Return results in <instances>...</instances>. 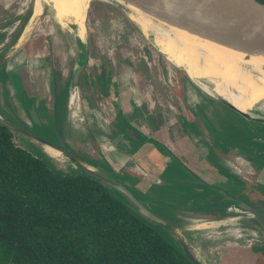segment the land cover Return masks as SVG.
Returning <instances> with one entry per match:
<instances>
[{"label": "crops", "instance_id": "crops-1", "mask_svg": "<svg viewBox=\"0 0 264 264\" xmlns=\"http://www.w3.org/2000/svg\"><path fill=\"white\" fill-rule=\"evenodd\" d=\"M21 3H23L22 0H0V51L5 49V46H10L8 50L12 48L11 26L14 25L16 17L19 19L24 17L22 15H24L26 2L22 7ZM102 8L106 11L102 10L98 13L91 24L90 31L89 19L88 22L86 20L88 40L89 37H93L94 45L91 49L89 47L88 63L79 80L81 113L86 112L87 108H95L101 113L98 119H94L93 136L89 137L98 147L96 155L103 163L113 164L115 168L110 170L114 175L144 200L158 193L159 185L174 190V183H177L180 191L173 193L180 195V199L199 193L198 196L202 197L201 201L205 205L212 195L210 203L212 205L205 212L199 211L198 208L187 207L185 204L177 208L175 205H170L167 210L162 209L168 211L169 214H177L178 218L184 220V224L189 222L196 227V230L191 232L190 238L205 264H264V233L260 228L251 220L245 219L238 211L233 210L222 196L211 191H201V185L192 179L183 168L184 166L190 169L212 186L219 187L232 196L242 198L264 215V160L259 155L264 152V143L260 141L262 136L257 132L249 131L236 114L206 95L189 80L184 72L165 56H159L156 51L143 48L142 53L139 52L141 58L137 63L142 66L143 62L152 64L165 59L168 65L174 67L180 74H184H182L186 79L184 84L177 78L174 83L176 88L180 89L179 93L175 94L173 89H168L173 87L160 69L156 71L157 76L159 73V78H156L152 71L149 73L146 71L148 65L142 66L143 72L139 71L141 66L138 64L133 70L131 67L128 68V65H119L121 58H126L127 55L123 54L113 59L103 58V50L108 49L109 52L115 53L112 49L118 46L119 31H121L120 28L123 26L126 14L117 7L115 8L121 12L103 4ZM108 23L111 24L113 38L105 37L100 33L102 26ZM71 29L75 33L76 26ZM134 30L136 31V27ZM134 30L129 38L134 36ZM66 32L68 37L72 33L71 30V33L67 30ZM25 33L23 31L20 35L17 34L18 42ZM35 34L36 31L28 39L29 41L33 37L30 40L32 44L26 45L25 43L22 46V52L20 51L12 61L14 66L10 67L8 63L4 71L2 70L7 78L3 82L4 85L1 84L0 87L4 92L2 100L4 101V98L14 100L13 107H21L24 112L22 106L15 105L17 99L14 95L17 96L18 92L17 81L21 82L19 79L24 75L23 69L27 68L28 73L26 74L32 78L31 82L37 85V91L41 94L40 100L42 97L47 99V102H40L39 106L36 102L43 122L50 115L49 100H55L65 91L68 94L74 63L80 57L75 59L73 56L78 47L75 37L78 35L80 39L81 35L79 32L75 33L72 50H70L72 48L71 39L68 40L71 46V48L67 47L68 53L71 58H74L72 67L68 71L65 59L58 56L49 37L43 34L40 36V41L36 42L33 40ZM81 44L80 39L79 48L83 52ZM129 44L132 47L131 42ZM46 45L48 53L43 55L41 51ZM131 60L136 63L134 56ZM19 67L23 72L18 75L15 88L9 82V77L15 69H20ZM124 69L132 74L131 80L127 71L123 73ZM135 73H143L141 82L133 79ZM82 76L86 78L84 96L81 92ZM148 82L150 86H153L150 88H154L155 84L158 85V88H154L151 94L148 93ZM157 90L166 91V95L159 96ZM92 93L95 97H92ZM206 99H212L219 104L213 110L214 114L221 118H214L213 129L209 128L202 117L201 110L203 108L207 110L209 105ZM25 105L27 108L30 106V104ZM27 108H25V113H27ZM51 108L56 110L55 102ZM114 122L117 123L115 126ZM126 128L135 131L140 140L139 143L126 135ZM222 131L224 136L220 138L217 133ZM156 143L168 149L179 162L172 160L155 145ZM117 146H120L122 151ZM224 151H228V154ZM257 171H261V174L255 177ZM192 201L193 199L189 200L190 203ZM206 205L208 206L209 202Z\"/></svg>", "mask_w": 264, "mask_h": 264}, {"label": "trees", "instance_id": "trees-1", "mask_svg": "<svg viewBox=\"0 0 264 264\" xmlns=\"http://www.w3.org/2000/svg\"><path fill=\"white\" fill-rule=\"evenodd\" d=\"M38 154L0 124V264H192L102 184L50 168Z\"/></svg>", "mask_w": 264, "mask_h": 264}, {"label": "water", "instance_id": "water-1", "mask_svg": "<svg viewBox=\"0 0 264 264\" xmlns=\"http://www.w3.org/2000/svg\"><path fill=\"white\" fill-rule=\"evenodd\" d=\"M36 3L38 0H35ZM91 0L89 4L92 2ZM101 2L113 5L122 10L134 26L141 32L147 31L154 35L158 39V35H167L168 26L180 28L181 30L189 31L196 35L201 36L204 39H208L216 43L233 49L235 52L245 51L243 54V61L249 62L252 57L264 58V4L257 0H98ZM88 4V7H89ZM135 9L147 14L149 21L148 24H141L135 17ZM46 12V6H43L42 13L31 26L28 34L19 40L12 50L5 53L0 58V69L8 61L9 57L22 48V46L28 41V39L34 33L38 22ZM88 12V8H87ZM87 13L84 20V31L86 34L85 45L83 47L82 55L75 61L71 79L69 91L67 94V118L72 114V103L76 98L79 103V111L81 112V96L79 89V80L81 73L85 69L89 59V45L86 28ZM60 23V22H59ZM61 24V23H60ZM170 37H173L172 32H168ZM244 49V50H243ZM255 53V54H254ZM163 54V53H161ZM163 56H165L163 54ZM166 57V56H165ZM167 58V57H166ZM172 63V62H171ZM173 64V63H172ZM175 65V64H174ZM184 74L206 95L222 104L225 108L236 114L242 122L246 125L247 129L252 132V128H249L251 123H257L264 125V112L260 109H254V111H243L235 106L231 101L225 97L212 93L198 81L194 80L186 71L179 66ZM258 74H264V63L260 64V68L255 70ZM27 114L31 123L43 125V122L38 113L36 103H30L27 108ZM69 114V115H68ZM66 118V117H65ZM0 124L6 126L19 137L24 138L29 142V145L33 147L38 153L43 156L49 157L51 160L61 162L51 157L39 144L48 146L51 149L60 152L63 155V160L68 159L72 165V169L81 175L91 178L109 191H111L116 197H118L130 210L145 218L148 221L154 223L157 227L166 231L171 239L175 241L186 258L192 264H205L194 248L190 235L191 232L196 230L195 226L189 222L184 224L178 218L177 214H169L168 211H158L155 207H152L146 200L137 196L125 183L117 178L114 173L104 165L96 166L86 160L80 155L72 152L68 143L62 137L60 131L56 130L58 136V143H52L50 141L41 140L33 136L26 130L20 128L17 123L6 120L0 114ZM126 135L135 142H140L137 138L135 131L131 128L125 129ZM264 143V139H260ZM161 150L164 151L173 160H177L176 157L164 146L155 144ZM178 161V160H177ZM179 162V161H178ZM105 167V168H102ZM185 171L196 180L202 187L201 191L214 192L222 196L231 205V208L242 214L245 219L251 220L256 224L260 230L264 233V215L256 209L254 206L245 202L242 198L230 195L225 190L214 187L208 182L202 180L193 171L183 166ZM239 183L238 180H235Z\"/></svg>", "mask_w": 264, "mask_h": 264}, {"label": "rangeland", "instance_id": "rangeland-1", "mask_svg": "<svg viewBox=\"0 0 264 264\" xmlns=\"http://www.w3.org/2000/svg\"><path fill=\"white\" fill-rule=\"evenodd\" d=\"M22 1H23V3L20 4L21 7L24 6V2H26L25 6H24V15H22L24 17H23V19H19V17H16L14 20L15 21L14 25L11 26L10 32L13 33V42L11 43V46H14V45H16V43H18V35H20V33L25 31L26 29H28V27L30 26V22L32 21L35 6H36L35 0H22ZM102 10H104V8H102L101 2L95 1L92 4L91 16H90L89 22H88L89 31L91 30L90 27H91L92 22L95 20L98 13ZM107 10H108V8H107ZM104 11H106V10H104ZM52 12H53L52 4L49 2L47 7H46V12L44 13L41 21L39 22V25L37 27L36 34H35V37L33 40H35L36 42L38 40L40 41V36H42L43 34L48 36L50 41L54 44L56 51L58 52V56L65 59L66 64H67V70L69 71L72 67V60L74 58H71L69 56L67 47L71 48V46H72V48L70 49V50H72L73 49V42L71 43V46H69V43H68L69 37L66 35L67 32L64 28L61 27L62 25L58 23V21L53 16ZM65 23L69 27V29L72 31V36L74 37L76 31H75V33H73V30L71 28L75 27L76 25H75L73 18L67 17L65 20ZM112 24L116 25V23H112ZM110 25L111 24L108 23V24H105L104 26H102L100 33H102L105 37L109 36L110 38H113L114 36L113 37L111 36L113 34L112 33L113 31H112ZM123 25H124V26H122L123 30L119 31L120 40L118 42V46L115 49H112L113 51H115V53L113 52L114 53L113 54L112 52H109L108 49L103 50L102 51L103 58L113 59L114 57H121L123 54L127 55V56H125L126 58H124V57L121 58L119 65L120 64L121 65H128V68L131 67L133 70L134 68H136L139 58H141L139 55V52L141 54L143 48H145V50L156 51V53H158L159 56H161V55L163 56V54H161L159 49L154 45V41L158 40L154 35H151V33H148L147 31L141 32L140 30H138L136 28V31L134 30V36H131V38H129V36H130L128 34L129 30L124 29L125 26L128 27V22L125 20ZM63 32H65V34H63ZM87 35H88V32H87ZM131 35H132V32H131ZM128 38H129V40H128ZM30 40L26 43V45L30 43ZM75 42H76V45H78V47L75 49L74 55H73L76 59L77 57L82 55L81 48H79L80 40H79L78 35H76V37H75ZM129 42H131L133 48L131 47ZM30 44H32V43H30ZM88 44H89V40H88ZM9 47L10 46H5V49H2L0 51V54L4 55L5 53H7L10 50V49L8 50ZM23 50H24V48H23ZM47 50H48V48L46 45L43 47L41 54L46 55L48 53ZM133 56L135 58L136 63H133L131 60ZM39 57H41V56H39ZM14 58H16V53L11 55L8 59L10 67L14 66V63H12V61L15 60ZM145 65H148V67H146V71L148 73L150 71H152L156 78H159V73L157 76L156 71L158 69H160V71L162 70L163 73H165V77L167 78L166 80L173 87V88H168V89H173L175 94L179 93L180 89L176 88V86L174 85L176 78L179 79V81L182 80L183 84H184L186 79L174 67L168 65L166 63L165 59L159 63L155 62L152 64H149L148 62H146V63L143 62L142 66H145ZM139 66H141V65H139ZM142 66L139 67V71L141 70V72L144 71V68ZM19 68L20 69L14 68L15 70L12 72V75L9 77V80H10L9 82H11L13 87H15V83L18 82V84H17V87H18L17 96H15L16 94L14 95V98L17 99V104H15V105L22 106L24 108V112H23L21 107H13V101L14 100L12 101L11 99H7V98H4V101L2 100V98L4 97V92H3V90H1V87H0V114L6 120L13 122V123H17L18 125L21 126L20 128H22L23 130H26V132H29L30 134H32L33 136H35L41 140L50 141L52 143H58L59 140H58V136L56 135V130L60 131V133L62 134V137L68 143L69 148L72 152L80 155L84 160H86V161H88V162H90L96 166H103L104 163L96 155V152L98 151V147L89 138V137L93 136L94 123H95L94 119H98L101 116L100 111H98L95 108H87L86 112H83V113L80 112V116H82L81 121H79L78 119L74 120L72 117L67 118V112L69 110L67 109V105H66L67 104V96H66L67 93L65 91L63 93V95L60 94L58 96V98H56L55 100H49L50 115L48 117H46V120L43 121L42 126H40L38 124L31 123L28 114L25 113V108H27L26 107L27 105H25V104L37 102L38 106H39L40 102L41 103L47 102V99H44L42 97V100H40L41 98H39V96H41V94H39V92L37 91L38 90L37 85L33 84L31 82L32 78L26 74V73H28L27 68L23 69L24 75H22L21 78L19 79L21 82H19V81L16 82L18 75H20L23 72L21 67H19ZM2 70H3V68L0 69V73H1V75H0V86H1V84L4 85L3 82L7 78L4 76V73ZM51 70H54V69L51 68ZM126 71H127L128 77L131 80L132 74H130L128 72V70H126V69H124L123 73H126ZM142 75H143V73H135L133 79L136 80L137 82H141ZM148 75L151 77L150 74H148ZM85 81H86V78L84 76H82V78H81L82 95L83 94L85 95V92H86ZM155 81H158V80H155ZM147 86L149 89L148 93H150V94H151V91H154L155 89L158 88V85H156V84L154 87L155 89L150 88L153 86H150L149 82L147 83ZM23 89H25V90H23ZM173 90H170V91H173ZM12 91H13V88H12ZM14 93H16V92L14 91ZM141 94L143 95V91L141 92ZM157 94H159V96L163 97L166 95V91L162 92V90L161 91L157 90ZM92 97H95L94 93H92ZM82 100H83V98H82ZM206 100L208 101L209 105H208L207 110L205 108H203L201 110L202 111V117L206 121V124L209 126V128L213 129L212 121L214 120L215 117H218V118L220 117L217 114H214L213 108L217 107L219 104L212 101V99H206ZM161 101L164 102L163 100H161ZM53 102H55V104H56V110L51 108L53 105ZM55 111H56V113H55ZM83 111H84V109H83ZM115 124H117V123L114 122L113 125L115 126ZM249 128H252V132H254V133L257 132L260 136H262L264 138V125L257 124V123H251L249 125ZM217 135L220 138H223L224 132L223 131L218 132ZM16 144L18 146L24 148V149L29 150L32 153L36 152L35 149L33 150V147L31 145H29V142H27V140H25L22 137H19L18 135H16ZM117 148L120 149V151H122V148L120 146H117ZM224 152L226 154H228V151H224ZM38 155L42 156V158L48 163L50 168H53V169L59 170V171L67 170L68 168L72 169V165L68 161V159L61 161V162H58V161L51 160L49 157L43 156L40 153ZM174 161L177 162V160H174ZM104 166L111 169V170H113L115 168L114 165L111 163L105 164ZM105 167H102V168H105ZM192 182L195 183L194 180H192ZM173 186L175 188L174 190H172L170 188L168 189L164 185H159V192L154 194L150 199H148L146 201L152 207H155L156 210H158L160 212L163 211L162 209L167 210L168 209L167 207L170 205H175L177 208V207L181 206L182 204H185L187 207H190V208H198L199 211L205 212L212 205V204H210L212 202V195L209 198L210 200L207 201V202H209V205L207 206L206 205L207 202L205 205H203V203L201 201L202 197L198 196L199 193H195L192 196L187 195V196L183 197L182 199H180L181 198L180 195H174V193H173L174 191H180L179 186L177 185V183H174ZM214 195H216V194H214ZM190 199H193V201L191 203L189 202ZM149 222L157 230H159L164 236H166V238L171 240V237L169 236V234L166 231L157 227L151 221H149Z\"/></svg>", "mask_w": 264, "mask_h": 264}, {"label": "bare ground", "instance_id": "bare-ground-1", "mask_svg": "<svg viewBox=\"0 0 264 264\" xmlns=\"http://www.w3.org/2000/svg\"><path fill=\"white\" fill-rule=\"evenodd\" d=\"M90 1L38 0L32 22L26 34H28L36 18L42 13L43 6L45 5L47 7L50 2L53 8V16L64 25L68 33L70 29L66 25L65 20L67 17L73 18L76 25V33L79 32L81 35V46L83 48L86 37L84 20ZM135 11L136 19L142 25L148 24L149 18L147 14L138 9H135ZM168 32H172L173 37H170ZM158 36V40L154 41V45L159 51L170 62L182 68L206 89L225 97L243 111L250 112L254 111V109H260L261 112H264V74H258L255 71L260 68V64L264 63V58L252 57L249 62H245L243 61V53L251 50L249 48L245 51L235 52L229 47L217 45L211 40L204 39L199 35L172 26H168L167 35ZM69 39H71L72 43V33ZM71 112V117L74 120H82L79 103L76 98L72 103ZM37 144L51 157L60 161L63 160L64 157L60 152L40 143Z\"/></svg>", "mask_w": 264, "mask_h": 264}, {"label": "flooded vegetation", "instance_id": "flooded-vegetation-1", "mask_svg": "<svg viewBox=\"0 0 264 264\" xmlns=\"http://www.w3.org/2000/svg\"><path fill=\"white\" fill-rule=\"evenodd\" d=\"M41 19H42V18H41ZM41 19H40V21H41ZM40 21H39V22H40ZM31 22H32V21H31ZM31 22H30V24H31ZM39 22H38V24H39ZM38 24H37V26H38ZM36 28H37V27H36ZM26 31H27V29L25 30V32H26ZM35 31H36V29H35ZM35 31H34V32H35ZM25 34H26V33H25ZM33 34H34V33H33ZM33 34H32V35H33ZM26 43H27V42H26ZM14 47H15V45L12 46V48H14ZM12 48H10V50H12ZM10 50H9V51H10ZM21 50H22V48L16 52V55L19 54V52H20ZM2 56H3V55L0 54V58H1ZM8 63H9V61H8V62L6 61V63L3 65V67H2V68H3V71H4V69H5V66H6ZM26 114H27V113H26ZM262 139H264V138L262 137ZM259 155H260V157H262L263 160H264V152L261 153V154H259ZM263 165H264V162H263ZM260 172H261V171H257V172H256L257 175H256L255 177L259 176V175L261 174ZM258 174H259V175H258ZM256 181H258V180H256ZM244 201H245V200H244ZM245 202H246V201H245Z\"/></svg>", "mask_w": 264, "mask_h": 264}]
</instances>
